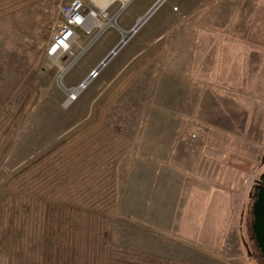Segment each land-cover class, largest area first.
<instances>
[{
    "label": "rangeland",
    "instance_id": "obj_1",
    "mask_svg": "<svg viewBox=\"0 0 264 264\" xmlns=\"http://www.w3.org/2000/svg\"><path fill=\"white\" fill-rule=\"evenodd\" d=\"M69 1L0 0V264H264V0H165L92 79L159 0L48 58Z\"/></svg>",
    "mask_w": 264,
    "mask_h": 264
},
{
    "label": "built area",
    "instance_id": "obj_2",
    "mask_svg": "<svg viewBox=\"0 0 264 264\" xmlns=\"http://www.w3.org/2000/svg\"><path fill=\"white\" fill-rule=\"evenodd\" d=\"M89 1L93 7H88L85 0H71L60 7L61 24L47 48L46 56L48 58L57 59L67 54L72 55V48L79 33L91 36L98 29V32L93 36L94 40L106 29L115 25V17L110 15L109 10L117 0L111 1L104 8L99 7L93 0ZM130 1L128 0V3ZM97 74L91 75L90 79L96 77ZM86 84L87 82L68 90L69 101L76 100Z\"/></svg>",
    "mask_w": 264,
    "mask_h": 264
},
{
    "label": "water",
    "instance_id": "obj_3",
    "mask_svg": "<svg viewBox=\"0 0 264 264\" xmlns=\"http://www.w3.org/2000/svg\"><path fill=\"white\" fill-rule=\"evenodd\" d=\"M165 0L159 2L141 19L138 21L127 36H124L121 42L110 52V54L101 62V64L92 72L91 75L98 73L100 68L114 56L121 46L140 28V26L153 14ZM259 184L256 187L257 193L253 203V232L255 240L260 249L261 256L264 260V173L257 181Z\"/></svg>",
    "mask_w": 264,
    "mask_h": 264
},
{
    "label": "crops",
    "instance_id": "obj_4",
    "mask_svg": "<svg viewBox=\"0 0 264 264\" xmlns=\"http://www.w3.org/2000/svg\"><path fill=\"white\" fill-rule=\"evenodd\" d=\"M125 28V27H124ZM128 32V31H127ZM130 32V31H129ZM124 33V32H123ZM123 39V38H122ZM121 39V40H122ZM121 40L115 45V47L121 42ZM96 41V40H95ZM94 41V42H95ZM128 41V40H127ZM126 41V42H127ZM125 42V43H126ZM125 43L123 44V45H125ZM122 45V46H123ZM122 46H121V48H122ZM115 47H113V48H115ZM120 48V49H121ZM149 47H142L141 49H139L137 52H135L131 57H130V59L124 64V65H122V67H120V68H118L112 75H110L108 78H106L105 79V81L103 82V83H101V85H100V88H102V89H104L106 86H109L110 85V83L113 81V80H116V79H118V80H122V79H128V78H136V80H138V79H140V78H138L139 76H138V73H139V69H138V63L136 64V60H137V58H138V55L140 54V53H142V52H144V50H146V49H148ZM119 49V50H120ZM113 50V49H112ZM118 50V51H119ZM117 51V52H118ZM106 52H108V53H106ZM111 52V51H110ZM110 52H109V49L107 50V51H103L102 50V52L98 55V57H97V59L96 60H98V64L100 65L101 63H99V60H104L109 54H110ZM105 56V57H104ZM113 57V56H112ZM111 57V58H112ZM111 58L109 59V61L111 60ZM108 61V62H109ZM101 62V61H100ZM107 62V63H108ZM107 63H105L101 68H100V70L104 67V66H106L107 65ZM135 63V64H134ZM100 70H99V72H100ZM133 75V76H132ZM108 90H112L111 88H108ZM117 94H121V92H117ZM25 219V218H24ZM26 219L27 220H31V218L30 217H26ZM25 219V221H27ZM30 227H31V222H30V224H29V230H30ZM73 230H67L66 231V233L64 234L63 233V236L65 235V237H66V240H68V238H69V235L71 236V235H73ZM64 239V238H63Z\"/></svg>",
    "mask_w": 264,
    "mask_h": 264
},
{
    "label": "bare ground",
    "instance_id": "obj_5",
    "mask_svg": "<svg viewBox=\"0 0 264 264\" xmlns=\"http://www.w3.org/2000/svg\"><path fill=\"white\" fill-rule=\"evenodd\" d=\"M99 7L101 8H104L105 6H107L111 1L113 0H93ZM122 1V3L124 5H127L128 4V0H120ZM143 19V18H141ZM141 19L139 21H141ZM129 34V32H124V36H127ZM62 68V67H61ZM64 69V68H62ZM63 71H66V70H63ZM65 73V72H64Z\"/></svg>",
    "mask_w": 264,
    "mask_h": 264
},
{
    "label": "trees",
    "instance_id": "obj_6",
    "mask_svg": "<svg viewBox=\"0 0 264 264\" xmlns=\"http://www.w3.org/2000/svg\"><path fill=\"white\" fill-rule=\"evenodd\" d=\"M17 181H19V178H18ZM64 237H65V235H64ZM69 237H70V238H68V240H66V238H64V241H66L67 244H69V242H72V241H71V237H72V235H71V236L69 235Z\"/></svg>",
    "mask_w": 264,
    "mask_h": 264
},
{
    "label": "flooded vegetation",
    "instance_id": "obj_7",
    "mask_svg": "<svg viewBox=\"0 0 264 264\" xmlns=\"http://www.w3.org/2000/svg\"><path fill=\"white\" fill-rule=\"evenodd\" d=\"M258 180H259V179H258ZM258 180H256V187L259 185V184L257 183Z\"/></svg>",
    "mask_w": 264,
    "mask_h": 264
}]
</instances>
